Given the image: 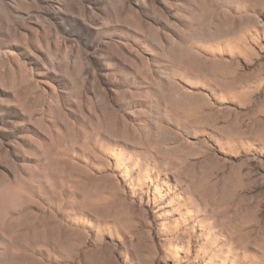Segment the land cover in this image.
Instances as JSON below:
<instances>
[{
  "label": "rangeland",
  "instance_id": "rangeland-1",
  "mask_svg": "<svg viewBox=\"0 0 264 264\" xmlns=\"http://www.w3.org/2000/svg\"><path fill=\"white\" fill-rule=\"evenodd\" d=\"M263 60L264 0H0V264H264V126L182 117L264 119Z\"/></svg>",
  "mask_w": 264,
  "mask_h": 264
},
{
  "label": "bare ground",
  "instance_id": "bare-ground-1",
  "mask_svg": "<svg viewBox=\"0 0 264 264\" xmlns=\"http://www.w3.org/2000/svg\"><path fill=\"white\" fill-rule=\"evenodd\" d=\"M222 12H223V10H222ZM218 18H219V19H217L218 22L221 24H224L226 26L227 20L222 16H219ZM212 20H214V18ZM192 24L195 27L192 29L191 33H193L195 30L197 31V28L199 26L198 22H196V23L193 22ZM222 29H224V28H222ZM219 30H221V29H219ZM225 31L228 32V31H230V29L228 28ZM190 42H191V40H190ZM186 49H187V45H185V42H183V43L179 42V43H176L174 46H171L170 47V52L172 55L171 59H170L171 64L179 67V64H181L180 60L184 57L183 55L188 54L190 56L189 59H191L192 63H194L197 67L196 72H198L202 75H206V76L218 73V71H220L223 76H227V71L225 70V68L233 65L232 62H230V61H225V60L219 61L215 58L204 57V56H200L199 54L197 55L194 53H189L188 51H185ZM263 65H264V60L260 63V67H263ZM219 69H224V73H223V71H221ZM243 76H244L243 74L233 75L232 76L233 79L231 81L228 80L225 83L222 82L221 80H217V81H218V84L221 86V90L225 91V90H229V88H232V87L234 88V86H236L235 88H237V86H239V85L241 87L242 86L241 83H243V80H241V78H243ZM217 78H219V76ZM244 82H245V79H244ZM238 83H239V85H238ZM244 86H246V85H244ZM176 92H177V90L175 91V93ZM172 96H174V95H172ZM203 99L205 101H207L205 96L202 97V101H203ZM177 100L179 102L183 103L182 97H180V96H178V97L174 96L172 98V103L174 104V108H175V114H178V110H177V106H176ZM260 101H262V100H260ZM252 105H254V104L252 103ZM252 105L250 108L247 109V111L246 110L245 111L235 110L233 108L226 107V106L225 107H215L211 104H207L206 108L204 107V105L203 106L198 105V106H194V107L190 108L193 111L192 113L183 115L182 117H189L194 122L197 121V125L195 124L194 127L195 126L198 127V125L205 123V124L211 125L212 127H215L216 129H219L227 137H230V138L242 137L243 138L244 135L249 134V133L250 134L259 133L260 130H262L261 128H263V126H264V119H255L254 117H252L253 114L255 113V107ZM178 117H179V115H178ZM245 118H247V120H245ZM176 137L177 136H175V138ZM177 139L179 141L178 137H177ZM181 146L185 147L184 144H180L178 146L179 153L183 152L184 154H186ZM198 147H202L200 143H198L196 146L197 150H198ZM194 153H195V151H194ZM198 153H200L199 150H198ZM179 157L184 158L183 155H179ZM242 163L243 162H240L239 167H241ZM204 167H205V164H203L202 162H199L197 165L194 166V168H196V169H202Z\"/></svg>",
  "mask_w": 264,
  "mask_h": 264
}]
</instances>
